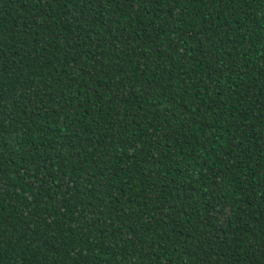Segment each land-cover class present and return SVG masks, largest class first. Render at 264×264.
<instances>
[{"label":"trees","instance_id":"trees-1","mask_svg":"<svg viewBox=\"0 0 264 264\" xmlns=\"http://www.w3.org/2000/svg\"><path fill=\"white\" fill-rule=\"evenodd\" d=\"M0 264H264V0H0Z\"/></svg>","mask_w":264,"mask_h":264}]
</instances>
